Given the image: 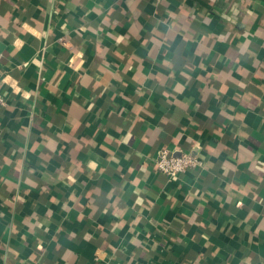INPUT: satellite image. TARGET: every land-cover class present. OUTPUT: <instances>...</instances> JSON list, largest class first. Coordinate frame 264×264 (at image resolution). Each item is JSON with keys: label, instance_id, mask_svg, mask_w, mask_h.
<instances>
[{"label": "crops", "instance_id": "1", "mask_svg": "<svg viewBox=\"0 0 264 264\" xmlns=\"http://www.w3.org/2000/svg\"><path fill=\"white\" fill-rule=\"evenodd\" d=\"M0 96V264H264V0H0Z\"/></svg>", "mask_w": 264, "mask_h": 264}, {"label": "built area", "instance_id": "2", "mask_svg": "<svg viewBox=\"0 0 264 264\" xmlns=\"http://www.w3.org/2000/svg\"><path fill=\"white\" fill-rule=\"evenodd\" d=\"M5 105V99L0 96V107ZM155 169L169 179H176L187 170H199L203 167L202 159L192 152H180L161 148L154 160Z\"/></svg>", "mask_w": 264, "mask_h": 264}]
</instances>
